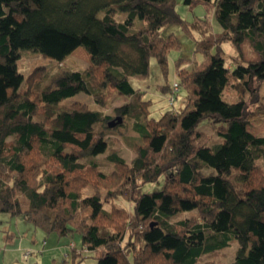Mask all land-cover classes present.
<instances>
[{"label":"trees","instance_id":"16d2710c","mask_svg":"<svg viewBox=\"0 0 264 264\" xmlns=\"http://www.w3.org/2000/svg\"><path fill=\"white\" fill-rule=\"evenodd\" d=\"M198 1L213 3L220 30L201 18L186 22L174 0H0V212L59 236L78 232L94 264H197L232 239L225 264H264V133L248 129L264 118V0ZM174 22L201 33V59L190 69L178 63L180 107L149 115L150 100L130 77H145L150 58L166 72L179 41L162 29ZM224 42L237 51L231 65ZM78 46L88 66L56 71L43 87L22 86L19 49L61 61ZM228 86L235 100L225 97ZM106 87L128 96L112 113ZM80 91L99 108L60 103ZM203 122L217 141L200 130ZM126 123L137 134L129 139L134 155L126 161L110 148L112 168L104 170L93 157L107 149L105 132ZM161 175V188L143 190ZM184 212L191 213L179 217Z\"/></svg>","mask_w":264,"mask_h":264},{"label":"rangeland","instance_id":"374dc122","mask_svg":"<svg viewBox=\"0 0 264 264\" xmlns=\"http://www.w3.org/2000/svg\"><path fill=\"white\" fill-rule=\"evenodd\" d=\"M174 6L179 16L186 22H192L195 19H197L195 20L197 22L204 19L207 22L209 31L216 32L220 30L211 1L191 0L187 3L185 0H174ZM168 32H173L176 35L179 46L172 47L167 52L166 72L162 73L155 59L150 58L149 71L145 77H130V82L136 91L140 93L141 99L150 100L148 104L143 103L146 104L145 107L149 115L156 116L168 107H180L184 95L182 85L178 84L179 91L174 92L176 98L173 96V104L168 102L170 92L168 88H163V85L172 86L174 82L178 83L180 81L176 71L178 63L180 67L190 69L194 60L199 61L201 59L200 52L195 50L196 40L201 36L198 29L190 28V31H187L179 22H174L163 27L162 34L166 35ZM221 46L224 49L227 65H231V57L236 55L237 51L230 42H224ZM243 50H245L246 56H252L249 46L245 45ZM18 52L19 71L24 75L22 82L24 87H43L47 83L48 77L56 71L63 68L81 70L90 64L89 55L83 46L75 48L61 61L43 57L27 48H21ZM224 95L230 100H235L237 97L236 91L231 86L225 89ZM103 98L106 103L104 106L106 112L112 113L113 107L121 104L128 96L106 87ZM75 100L85 101L90 107L99 108L91 95L82 91L64 98L60 103L68 105ZM254 106L255 104H250L249 108H254ZM132 125L131 123L121 124L115 130L105 132L108 141L107 149L104 153L93 157L101 168L104 170L112 168V164L106 158V153L110 148L117 150L126 161L132 158L134 151L129 145V139L132 136L135 137L136 134ZM199 128L207 134L210 142L218 140L214 129L207 122L201 123ZM248 129L255 134L264 133V118L260 123L254 121L249 123ZM262 164L264 167V159ZM208 170L205 168L204 172H208ZM163 181L164 175H161L156 181L143 185V190L159 189L162 187ZM84 192H91V190L86 188ZM115 203L126 205V201L122 199ZM89 212L90 209L86 208L77 213L71 225L74 226L81 217ZM190 213H181L179 217L188 216ZM259 241V252H261L264 249V225H259ZM236 247L237 242L232 239L227 247L201 256L197 264H225L233 258ZM94 262L93 252L81 248L78 232L73 231L67 235L59 236L55 232H45L34 226L21 215L10 216L7 213L0 212V264H94Z\"/></svg>","mask_w":264,"mask_h":264},{"label":"built area","instance_id":"2783aa9c","mask_svg":"<svg viewBox=\"0 0 264 264\" xmlns=\"http://www.w3.org/2000/svg\"><path fill=\"white\" fill-rule=\"evenodd\" d=\"M172 89H173V91H172V94L169 96V101H172V99H174V92H177V90H178V83L177 82H174L173 84H172Z\"/></svg>","mask_w":264,"mask_h":264}]
</instances>
